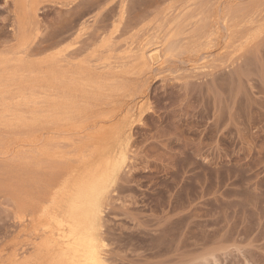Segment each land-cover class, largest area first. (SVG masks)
<instances>
[{
  "label": "rangeland",
  "instance_id": "1",
  "mask_svg": "<svg viewBox=\"0 0 264 264\" xmlns=\"http://www.w3.org/2000/svg\"><path fill=\"white\" fill-rule=\"evenodd\" d=\"M92 198L105 264H264V0H0V264Z\"/></svg>",
  "mask_w": 264,
  "mask_h": 264
},
{
  "label": "bare ground",
  "instance_id": "2",
  "mask_svg": "<svg viewBox=\"0 0 264 264\" xmlns=\"http://www.w3.org/2000/svg\"><path fill=\"white\" fill-rule=\"evenodd\" d=\"M15 1L19 6H22V7L29 6V0H15ZM157 51H155V52H157ZM153 53L154 52H152V54ZM155 54H157V53H155ZM150 55H151V53H150ZM158 59H159V56H158L157 60ZM155 62H157V61H155ZM159 63H160V61H159ZM1 82H3V81H1ZM94 84H92V85H94ZM99 206H100V204H99ZM72 211L75 213L83 212L84 217H83L82 221L79 223L76 222L74 224H71L72 223L71 222L70 225H67L64 221L56 220L55 221L56 226L50 227L48 233H50L52 237H56L58 235L62 236L64 238V241L60 242V243L57 242L58 246H56V247L53 246V248L47 249L46 255L52 261L54 259L57 262L56 264H105L104 260L102 258V255L98 250V245L95 244L94 242H92L90 237H89V234H90L89 224H90L91 218H93V216H95V214H96L95 200L92 198V199H89V201H87L86 203H83L81 205L80 204L79 205L74 204ZM61 213H63V212H61ZM99 214H98V216H99ZM57 218L59 219V217H57ZM50 224H51V222H50ZM48 233H46V234L48 235Z\"/></svg>",
  "mask_w": 264,
  "mask_h": 264
}]
</instances>
